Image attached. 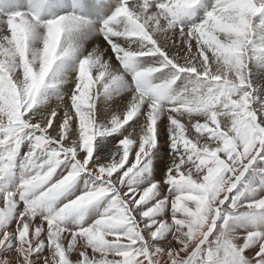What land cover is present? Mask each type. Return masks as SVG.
Masks as SVG:
<instances>
[{"label": "snow or ice", "instance_id": "1", "mask_svg": "<svg viewBox=\"0 0 264 264\" xmlns=\"http://www.w3.org/2000/svg\"><path fill=\"white\" fill-rule=\"evenodd\" d=\"M0 264H264V0H0Z\"/></svg>", "mask_w": 264, "mask_h": 264}, {"label": "bare ground", "instance_id": "2", "mask_svg": "<svg viewBox=\"0 0 264 264\" xmlns=\"http://www.w3.org/2000/svg\"><path fill=\"white\" fill-rule=\"evenodd\" d=\"M33 0H27V7L30 9L32 6ZM56 13L52 12L49 13V18L51 17V15H54ZM62 14V13H60ZM97 37L95 35H93L91 38L88 39V44L86 45V47H90L93 45V41H96ZM124 96H130V93H124ZM107 139H111V137H108Z\"/></svg>", "mask_w": 264, "mask_h": 264}]
</instances>
